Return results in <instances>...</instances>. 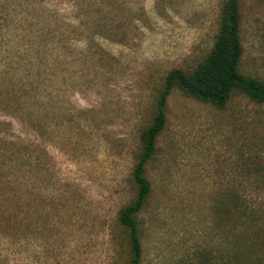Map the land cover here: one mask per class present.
<instances>
[{
    "label": "rangeland",
    "instance_id": "rangeland-1",
    "mask_svg": "<svg viewBox=\"0 0 264 264\" xmlns=\"http://www.w3.org/2000/svg\"><path fill=\"white\" fill-rule=\"evenodd\" d=\"M224 2L0 0V264H131L120 213L141 134L168 72L209 54ZM238 5L240 70L264 81V0ZM166 112L135 215L141 264H220L240 237L264 264V223L225 197L264 215V104L175 87Z\"/></svg>",
    "mask_w": 264,
    "mask_h": 264
},
{
    "label": "trees",
    "instance_id": "trees-1",
    "mask_svg": "<svg viewBox=\"0 0 264 264\" xmlns=\"http://www.w3.org/2000/svg\"><path fill=\"white\" fill-rule=\"evenodd\" d=\"M240 15L238 0H225L220 14L217 35L209 54L200 61L191 72L180 68L170 70L159 92L156 114L152 123L141 134L142 151L134 169L133 177L137 185V196L133 203L122 209L120 222L128 228L131 245V264H141V243L139 240L138 222L135 215L144 207L151 190V183L144 174L147 162L156 150L157 138L167 121L166 104L175 87L197 99L223 106L232 92L239 91L252 101L264 104V81L258 77L246 75L240 70L243 56V44L240 36ZM262 175L263 167L257 168ZM259 186V185H258ZM257 186V187H258ZM225 197L233 201L234 212L242 222L253 223L254 227L264 223L262 209L258 212L253 202L236 192L228 190ZM221 254L220 264H260L261 250L240 237L228 244ZM238 248L240 251L238 252Z\"/></svg>",
    "mask_w": 264,
    "mask_h": 264
}]
</instances>
